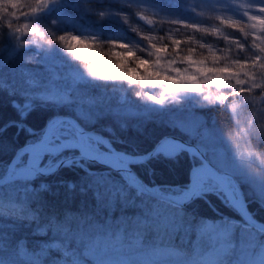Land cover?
Wrapping results in <instances>:
<instances>
[{
	"label": "rangeland",
	"instance_id": "1",
	"mask_svg": "<svg viewBox=\"0 0 264 264\" xmlns=\"http://www.w3.org/2000/svg\"><path fill=\"white\" fill-rule=\"evenodd\" d=\"M257 6H264V0H72L71 4L66 0H47L46 4H40L39 0H0V23L7 28L14 43L0 53V84L26 100L66 102L85 122L105 116L120 123L153 118L183 131L193 120L190 117L183 120L185 112L224 103L229 97L227 107L235 128L212 133L208 138V134L202 132L201 141L209 142L208 156L226 172L236 193L245 200L252 197L264 204V157L257 153V149L264 148V100L261 97L264 51L257 47L261 44L257 35L264 37V31L256 33V29L249 27L252 21L246 15L264 16ZM141 15L152 18L153 24L146 23ZM221 17L237 22L243 31L222 23L218 19ZM33 28H39L44 36L34 33ZM201 29L222 38L225 45L200 37L197 33L203 31ZM69 33L80 38L112 39L114 52L122 53L123 57L127 56L125 48L118 47L117 43L136 46L140 50L135 61L138 74L132 69L125 71L130 59L125 64L123 57H117L119 68L103 60L93 62L97 73H105L108 78L92 75L90 70L86 72L82 60L73 59L66 47L50 40L52 36ZM153 44L166 51L157 57L153 54ZM139 59H145L148 64L138 68ZM149 71L155 75L149 77L150 82L145 85L142 80L148 77ZM129 75L134 76L137 83L119 78ZM85 79L110 81L112 86L90 92L80 84ZM171 83H175L176 88L167 90ZM149 95L163 98L164 102L148 100ZM50 139L51 136L45 143L36 144L39 151L30 152L29 161L38 163L37 155L58 149L61 142L63 147L73 148V145L64 146L63 141H80L88 153L101 150L94 135L80 134L77 139H61L56 144L48 143ZM202 175L210 176L202 167L192 170L193 178ZM130 183L134 184L132 180ZM165 207L167 215L173 214V208ZM223 218L206 222L199 229L203 243L197 242V249L189 256L188 251L161 242L142 249H117L99 242L101 247L91 246L86 253L95 264H264L262 231L252 230L243 224L241 217L225 215ZM160 225L171 230L173 223L163 216ZM62 253L68 255V252ZM69 257L70 262L78 264L82 254L73 252ZM34 261L24 251H13L9 255L0 252V264H38Z\"/></svg>",
	"mask_w": 264,
	"mask_h": 264
},
{
	"label": "trees",
	"instance_id": "2",
	"mask_svg": "<svg viewBox=\"0 0 264 264\" xmlns=\"http://www.w3.org/2000/svg\"><path fill=\"white\" fill-rule=\"evenodd\" d=\"M66 2L71 4L72 0ZM122 8L131 10L126 6ZM197 34L225 45V41L214 33L199 31ZM80 39L85 43L76 45L79 53L93 55L96 61L103 60L111 67L119 68V61L113 63L94 52L93 41L84 37ZM108 41L115 44L112 39ZM13 44L7 28L0 23V53ZM58 44L65 47L63 42ZM172 61L175 62L174 58ZM80 84L90 92L112 86V82L100 79H85ZM261 97L264 100V93ZM229 99L221 104L192 110L191 113L185 112L183 120H189V117L193 120L183 131L162 119L153 118H136L120 123L105 116L94 122H85L66 102L37 98L26 100L0 84V128L14 121L0 129V176L18 148L41 139L47 121L55 115L72 116L83 128L100 133L112 147L130 155L146 153L164 134L178 135L197 144L221 170L207 154L209 142H202L201 137L202 132L208 134V138L212 133L233 129L234 118L227 107ZM52 123L55 126L51 128L48 143H60L66 138L77 139L80 135L67 120ZM97 146L105 149L100 142ZM74 153H77L75 148L42 153L37 155L38 164L46 167L56 159ZM27 158L28 153H24L19 161ZM199 162V159L181 150L174 155L158 153L146 162L132 165V168L152 189L182 200L191 188V170ZM193 179L197 192L182 207L145 194L126 171L85 159L71 162L54 174L6 183L0 186V252L9 255L13 251H24L38 264H73L69 255L78 252L82 254L79 264H95L86 252L91 250V246L101 247L99 242L117 249H142L161 242L173 244L177 249L188 251V256L192 255L191 252L194 253V248L199 245L197 242L203 243L198 233L206 222L222 220L225 215L241 217L211 175ZM246 201L252 215L264 221V204L252 197ZM166 205L174 209L173 214H166ZM163 216L171 219V230L160 225ZM261 234L264 236L263 231ZM62 252H68V255Z\"/></svg>",
	"mask_w": 264,
	"mask_h": 264
},
{
	"label": "water",
	"instance_id": "3",
	"mask_svg": "<svg viewBox=\"0 0 264 264\" xmlns=\"http://www.w3.org/2000/svg\"><path fill=\"white\" fill-rule=\"evenodd\" d=\"M63 119L67 120L74 127L77 133L94 135L95 137H97L98 141L105 147V149L94 153H87L82 150V148L84 147L83 143L77 141L79 146H73V148L77 149V153L56 159L49 166L42 167L38 163H32L31 161H29L28 158L25 161H19L21 155L24 153L29 154L32 151L38 152L39 149L36 147V144L45 143L46 138L50 136L51 123L56 120ZM12 122L14 121L7 122L0 129L4 128ZM45 128V133L43 134L40 140L34 143L24 145L17 149L15 155L10 160L4 174L0 176V186L19 179H31L35 176H47L53 174L54 172L58 171L61 167L66 166L71 162L85 159L88 161L96 162L108 168H112L119 171H126L130 175V177L133 178V180L137 183L138 188L141 189L145 194L166 201L176 206H184L194 197L197 192V186L192 177L191 188L188 197L184 200H177L169 195L160 193L149 187L132 168V165L146 162L158 153L174 155L180 152L181 150H185L190 155H193L200 161L197 165L192 168V170L195 167H202L216 180L223 193L225 194L228 203L232 205V207L239 213V215L244 220L243 224L264 232V221L258 220L248 210V208L246 207L247 201L241 196H239L234 190V188L230 185L227 179L226 172L220 170L216 165H214L208 159L205 153L200 149V147L193 142H190L178 135L164 134L158 139L155 145L146 153L141 155H130L109 145L100 133L91 129L83 128L70 115H55L51 117L47 121ZM165 145H168L167 148H169V151L171 150L170 153L164 150V147H166ZM64 148L65 147L62 146L61 142L58 149L54 151L45 150L42 153H58ZM25 169L28 170L27 173L23 172V170Z\"/></svg>",
	"mask_w": 264,
	"mask_h": 264
},
{
	"label": "snow or ice",
	"instance_id": "4",
	"mask_svg": "<svg viewBox=\"0 0 264 264\" xmlns=\"http://www.w3.org/2000/svg\"><path fill=\"white\" fill-rule=\"evenodd\" d=\"M39 2H40V4H46L47 0H39ZM257 10L262 12V13H264V6H257ZM246 15H248V19L250 21H252V23L250 25H248L249 27H252V28L256 29V33L264 31V16L255 17V16H252L250 14H246ZM140 18L142 20H144L146 23H148L149 25L153 24L152 18L143 16V15H141ZM218 19H220L221 22L224 23V24L230 25L231 27L238 28L239 30L243 31V29L240 28V25L237 22L232 21L231 19L224 20L222 17L218 18ZM177 23H180V22H177ZM193 27H195V26H193ZM201 30L207 31V29H201ZM32 31L34 33H36L37 35L41 36V37L44 36V32L41 31L39 28H33ZM256 33H254V35H256ZM146 39L152 40V39H155V37H146ZM257 39L261 40V44H258L257 47L261 51H264V37H260V36L257 35ZM59 40L64 43L66 49L69 52H72V53H74L76 55L77 59L84 60V61L88 60V56L87 55H81L78 52L77 47H76L77 44H84L85 42L83 40H81L80 38H78L76 36H63V35L59 37ZM49 42H51V41H49ZM117 46L118 47H122V48H127V49H130V47H131L130 45L122 44V43H117ZM152 47L154 49V53L153 54L156 55L157 57L161 56L166 51V49H164L162 47H159V46H157L155 44H153ZM113 55L116 56V57H123V54L120 53V52H114ZM136 55L137 54L134 51L129 50L127 52V56L122 58V63L127 64L128 60L131 59V58L136 57ZM189 59L191 60V57H189ZM157 63H159V59L157 60ZM147 64H148V61H146L145 59H139L137 61V67L138 68H143ZM89 70H90L92 75H100L102 77L108 78L105 73H102V72L101 73H97L96 64L95 63L90 65ZM131 71L133 73H137V69L136 68L132 69ZM153 75H155V74L152 73L151 71H149L148 77H145L142 80V83L147 85L150 82L149 81V77H151ZM110 78L115 79L117 77H110ZM119 78L127 80L128 82L133 83V84L137 83V79L134 76H131V75H129V76H121ZM164 79L167 80L168 77H164ZM152 82H157V81H152ZM175 88H176L175 83H171V84H169V87H168L167 90H173ZM147 99L151 100V101H153L155 103H159V104H162L164 102L163 98H158V97H155V96H152V95H149L147 97Z\"/></svg>",
	"mask_w": 264,
	"mask_h": 264
},
{
	"label": "clouds",
	"instance_id": "5",
	"mask_svg": "<svg viewBox=\"0 0 264 264\" xmlns=\"http://www.w3.org/2000/svg\"><path fill=\"white\" fill-rule=\"evenodd\" d=\"M60 35H64V34H60ZM68 36H76L75 33H69ZM59 35L57 36H52L50 38L51 41H54L56 43H61V41L59 40ZM84 39H91L93 41V50L96 53H99L100 57L106 60H109L113 63H117L118 62V58L116 56L113 55L114 50L112 47V43L110 41L107 40H101L99 37H93V38H84ZM63 46V45H62ZM129 50L134 51L137 55L134 58L130 59L129 64L125 67V71H129L130 69H134L136 68V59L139 58L138 57V52L140 51L138 48H136V46H131L130 49L125 48V52L127 53ZM72 58L73 59H77L76 55L74 53H71ZM96 57L92 56V57H88L87 61L82 60V67L84 68V70L86 72L89 71V67L90 65L93 64V62L95 61ZM122 83H126L127 81H120ZM257 153L258 155H260L261 157H264V148H259L257 149Z\"/></svg>",
	"mask_w": 264,
	"mask_h": 264
},
{
	"label": "bare ground",
	"instance_id": "6",
	"mask_svg": "<svg viewBox=\"0 0 264 264\" xmlns=\"http://www.w3.org/2000/svg\"><path fill=\"white\" fill-rule=\"evenodd\" d=\"M64 82V81H63ZM65 83V82H64ZM52 124V123H51ZM235 128V127H234ZM63 145L64 146H66V145H73V146H79V144H78V142L77 141H63ZM166 147H164V150L165 151H169L168 149L169 148H167V146L168 145H165ZM83 149V151H86V149L85 148H82ZM122 151H124V150H122ZM88 153V152H87ZM133 154V153H132ZM23 172L24 173H27L28 172V170L27 169H25V170H23ZM54 174V173H53ZM78 257V256H77ZM73 258V257H72ZM77 260V259H76ZM79 260V259H78ZM85 260V259H84ZM75 261V260H74ZM77 262V261H76ZM86 263V262H85ZM70 264H72V263H70ZM78 264H79V262H78Z\"/></svg>",
	"mask_w": 264,
	"mask_h": 264
}]
</instances>
